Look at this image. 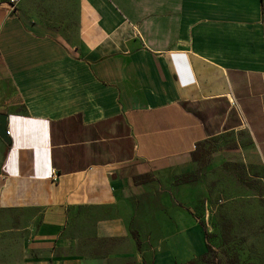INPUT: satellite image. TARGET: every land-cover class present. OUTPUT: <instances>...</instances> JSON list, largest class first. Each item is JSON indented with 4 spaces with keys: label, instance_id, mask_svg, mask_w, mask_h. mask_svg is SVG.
Instances as JSON below:
<instances>
[{
    "label": "crops",
    "instance_id": "crops-1",
    "mask_svg": "<svg viewBox=\"0 0 264 264\" xmlns=\"http://www.w3.org/2000/svg\"><path fill=\"white\" fill-rule=\"evenodd\" d=\"M0 113V264L195 262L191 155L264 169V0H0Z\"/></svg>",
    "mask_w": 264,
    "mask_h": 264
},
{
    "label": "rangeland",
    "instance_id": "rangeland-1",
    "mask_svg": "<svg viewBox=\"0 0 264 264\" xmlns=\"http://www.w3.org/2000/svg\"><path fill=\"white\" fill-rule=\"evenodd\" d=\"M228 145L213 142L204 146L208 153L201 180L187 187L185 207L203 225L218 264H264V169L223 154L221 150ZM97 243L80 244V249L55 255L60 259L78 256L84 264H91L104 260L118 245L113 240ZM195 264L205 262L196 259Z\"/></svg>",
    "mask_w": 264,
    "mask_h": 264
},
{
    "label": "trees",
    "instance_id": "trees-1",
    "mask_svg": "<svg viewBox=\"0 0 264 264\" xmlns=\"http://www.w3.org/2000/svg\"><path fill=\"white\" fill-rule=\"evenodd\" d=\"M207 153H208L207 150L201 149L200 152L197 151L196 153H193L191 156H192V159L194 161L199 162L200 166L202 167V165H203V168H204L205 156L207 155ZM200 172L201 173L203 172L202 168H200ZM195 174L196 173L183 175L182 177H180L179 181L183 182V183H189L191 181H196L197 177H196ZM204 232H205V230H204ZM132 236H133V238H136V235L134 233L132 234ZM204 236H205V240L207 241L208 235L206 234V232L204 233ZM209 255H211L210 256V260L209 261H205V258H207ZM216 258H217L216 257V253L213 251L212 246L207 243V253L202 255L200 257V260H203L205 262V264H218L217 261H215ZM188 264H195V262H189Z\"/></svg>",
    "mask_w": 264,
    "mask_h": 264
},
{
    "label": "water",
    "instance_id": "water-1",
    "mask_svg": "<svg viewBox=\"0 0 264 264\" xmlns=\"http://www.w3.org/2000/svg\"><path fill=\"white\" fill-rule=\"evenodd\" d=\"M7 115L0 113V140L5 145H10V139L6 136Z\"/></svg>",
    "mask_w": 264,
    "mask_h": 264
},
{
    "label": "built area",
    "instance_id": "built-area-1",
    "mask_svg": "<svg viewBox=\"0 0 264 264\" xmlns=\"http://www.w3.org/2000/svg\"><path fill=\"white\" fill-rule=\"evenodd\" d=\"M21 0H8V7L10 10H14L16 4H18V2H20ZM6 134L8 135L9 132L6 131Z\"/></svg>",
    "mask_w": 264,
    "mask_h": 264
}]
</instances>
